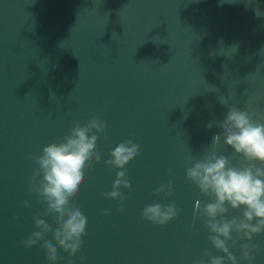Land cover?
Here are the masks:
<instances>
[{
	"label": "water",
	"instance_id": "1",
	"mask_svg": "<svg viewBox=\"0 0 264 264\" xmlns=\"http://www.w3.org/2000/svg\"><path fill=\"white\" fill-rule=\"evenodd\" d=\"M229 107L264 115V0H0V264H50L41 243L23 244L37 217L56 229L29 191L32 157L93 116L105 125L101 159L70 201L87 218L85 234L75 256L45 237L62 257L56 264H208L206 251L223 255L194 211L211 201L186 162L215 151L231 166L247 163L218 125ZM127 140L139 154L124 169L106 164ZM119 171L131 185L119 189L122 203L105 196ZM169 182L171 195L154 194ZM172 202L167 224L143 218L146 205ZM245 243L257 246L252 264H264V233L229 242L237 264H249Z\"/></svg>",
	"mask_w": 264,
	"mask_h": 264
},
{
	"label": "clouds",
	"instance_id": "2",
	"mask_svg": "<svg viewBox=\"0 0 264 264\" xmlns=\"http://www.w3.org/2000/svg\"><path fill=\"white\" fill-rule=\"evenodd\" d=\"M261 121H264V115L229 107L224 119L218 122L224 143L247 161L240 168L231 166L226 156L217 155L215 151L203 160L193 163V159L189 158L186 162L188 180L196 184L211 201H197L194 211L199 213V219L204 220L208 239L215 250L223 253L214 256L206 251L204 255L208 257V264H226V261L237 264V257L230 251L229 242L235 247L239 240L251 241L254 235L264 233V122ZM208 127H212L211 122ZM104 135L103 121L93 116L83 126L76 122L62 142L48 144L43 148L42 155L32 157L39 167L33 174L29 191L35 192L38 202L46 205L42 215L53 216L56 229L53 231L45 219L37 217L36 230L23 244L30 249L41 243L50 264H56L62 257L58 256L57 247L45 239L46 236L51 235L56 245L70 256H75L81 247L87 218L78 207L70 205V201L77 195L85 172L93 166V160L100 161L101 155L96 151V145L98 137ZM220 138L221 133H217L213 142L218 143ZM138 154L139 145L127 140L115 147L110 154L112 159L106 164L124 169ZM112 187L113 190L105 193V196L119 199L122 203L124 197L119 189L131 187L125 171L117 172ZM172 191L169 182L162 184L154 194L171 195ZM24 203L27 206L28 202ZM241 207L245 209L242 218H225L229 208L235 210ZM123 210L121 207L120 211ZM142 215L145 220L162 226L175 218L177 208L174 202L167 205L155 203L146 205ZM239 246L243 252L241 259L252 264L251 254L257 251V246L249 243ZM194 264H205V261L197 259Z\"/></svg>",
	"mask_w": 264,
	"mask_h": 264
}]
</instances>
